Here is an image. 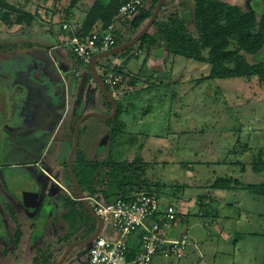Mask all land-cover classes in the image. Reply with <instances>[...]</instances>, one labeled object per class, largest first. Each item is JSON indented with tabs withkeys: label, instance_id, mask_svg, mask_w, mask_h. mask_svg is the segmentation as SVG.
<instances>
[{
	"label": "rangeland",
	"instance_id": "obj_1",
	"mask_svg": "<svg viewBox=\"0 0 264 264\" xmlns=\"http://www.w3.org/2000/svg\"><path fill=\"white\" fill-rule=\"evenodd\" d=\"M222 1L247 10L264 11V0ZM179 2L182 0H173L177 5ZM189 3L193 6L192 1ZM136 47L133 49L138 52ZM120 58L100 60L98 71L102 65L109 67ZM124 66L138 77L139 83L131 92L132 97L130 94L126 101L121 98L126 106L119 117L122 138L109 143L106 121L90 118L81 127L74 162L80 154L91 161L104 160L109 152L123 161L142 156L151 167L148 177L167 184L163 191L167 197L161 198L164 204L177 206L183 217L189 214L184 218L186 224L182 223L175 235L187 232L197 247L199 264H264V197L241 190L220 192L210 188L215 180L223 177L241 184H264V173H253L251 169V165L258 162L259 151L264 150V99H254L250 87L242 86L244 80L204 82L203 78L211 70L209 65L163 54L162 49L150 56L143 53L129 58ZM84 70L82 85L86 82L84 87L88 91L96 90L93 82L88 87L89 79L94 80L90 70ZM257 91L259 97L264 95V91ZM91 101L94 105L105 104L106 97L99 91ZM62 111L65 120L68 112L65 108ZM75 120H67L71 122L68 132L59 131L53 137L45 156L43 150L28 153V146L20 141L23 135L15 139L2 121L1 178L15 174L28 176L29 171L34 173L37 169L21 165L40 161L44 167L51 160L59 164L55 172L51 168L55 173L52 175L59 178L76 200L67 166L74 144L70 146L59 140L63 134L73 141ZM241 165L245 167L244 172ZM0 184V264H57L70 246L86 240L91 234L90 225H96L85 219L80 207L76 209L82 211L81 216L75 213L74 218L66 219L59 215L63 208L52 204L37 212L33 225L27 221L29 211L24 212L27 216L16 219L19 222L11 220L14 209L5 207V203L15 202L19 195L4 183ZM57 190L54 187L52 192ZM84 193L98 200L89 191ZM5 194L12 198L5 199ZM17 225L21 226L23 238L15 245ZM108 229L105 226L103 235L112 237ZM86 251L87 246L76 248L63 264H85ZM58 255L61 257L56 262ZM193 256L189 253L187 258H190L181 261L159 259L156 264H195Z\"/></svg>",
	"mask_w": 264,
	"mask_h": 264
},
{
	"label": "trees",
	"instance_id": "obj_2",
	"mask_svg": "<svg viewBox=\"0 0 264 264\" xmlns=\"http://www.w3.org/2000/svg\"><path fill=\"white\" fill-rule=\"evenodd\" d=\"M45 1L54 4L50 23L57 16L64 22L68 21L70 13L79 4V0ZM189 1H192L193 6L190 5ZM124 3L125 0H97L87 11L80 27L81 32L75 31V34L87 39L94 33L114 25L117 28L115 48L129 42L140 33V30L142 32L148 22L152 20L159 0H150L132 18L119 17V10ZM149 4L151 6L147 7ZM0 8V21L8 29L20 26L22 37L36 21L35 15L27 14L6 0H0ZM45 12L46 15L50 14L49 11ZM152 28L155 30L154 33L146 34L137 44L138 52H135L132 47L119 55L124 63L129 58L137 57L143 53L150 56L155 50L162 49L166 55L209 65L211 70L209 75L203 78L202 81L204 82L222 79L244 80L245 83L242 86L244 88L250 87L249 90L254 99H264V95L259 97L257 91H264V11L247 10L242 6L230 5L222 0H182L178 5L173 3V0H169L162 7ZM128 31L135 36L127 38ZM12 48L13 46H10L8 42H0V52ZM81 64L90 70L89 66L82 62ZM104 67L102 65L100 69L105 72H115L122 76V85L127 88V92L130 94L139 83L138 77L127 72L123 65ZM133 95L132 93L130 96ZM106 102L110 114L112 113V106L108 100ZM118 102L117 116L106 121L109 127V143L118 141L123 135L119 117L126 106L121 103V99ZM79 119L75 120V125ZM263 154L264 150H260L258 162L251 165L253 173H264ZM241 167L242 172H244L245 167L242 165ZM73 170L81 190L83 192L89 191L92 197H97L99 201L105 203H112L119 198L128 201L139 195H155L160 199L167 197V194L163 192L167 184L148 177V171H151V167L149 163L144 162L142 156L123 161L118 160L113 153L109 152L104 160L91 161L84 154H80L76 163L73 160ZM183 188L186 186L183 185ZM210 188L212 191L220 192L241 190L254 196L264 197V184H241L230 177L215 180ZM62 205L61 218L72 219L75 213L78 216L83 213L86 216L85 219H90L93 224H96L95 226L90 225L91 234L87 235L86 239L90 238L96 231L97 223L87 213L78 198L76 197V200L70 197L63 198ZM77 207H80L83 212L78 211ZM188 216L189 214L184 217L179 216L181 224H186L184 218ZM16 227L15 245H18L23 232L20 225ZM239 237L242 236L239 235ZM191 249L194 250L193 255L199 258L198 252L192 247L184 259L187 258ZM138 252L139 240L133 237L129 243L128 260L133 261Z\"/></svg>",
	"mask_w": 264,
	"mask_h": 264
},
{
	"label": "crops",
	"instance_id": "obj_3",
	"mask_svg": "<svg viewBox=\"0 0 264 264\" xmlns=\"http://www.w3.org/2000/svg\"><path fill=\"white\" fill-rule=\"evenodd\" d=\"M6 1L27 14L35 15L36 21L25 32L24 37H22L20 26L8 29L0 21V42H8L10 46H13L11 50L0 52V89L5 91L8 98L7 119L4 125L9 126V134L15 135V139L16 136L23 135L20 141L28 146V153L33 154L36 150H43L45 156L53 137L59 131L60 133L68 132L71 120L81 118L87 113L109 114L107 102L94 105L91 101L92 96L100 91L96 83L89 79L88 87L91 82L97 86L96 90L91 89L90 91L85 88L86 82L82 85L85 67L65 47L64 42L68 35L62 29L64 24H68L75 31L81 32L80 27L86 13L97 0H79L77 7L70 13L68 21L64 22L57 16L51 23L49 21H51L50 17L54 9V4L51 2L45 0ZM150 6L151 4L147 7ZM45 11H49L50 14L46 15ZM72 21L75 24L71 23ZM151 30L155 31L153 28ZM126 36L133 38L135 35L128 31ZM119 60H115L113 66L124 64V62L118 64ZM129 95V92L125 93V101ZM63 108L68 112L65 120L61 115ZM67 120H70L69 123ZM59 140L70 146L73 145V141L63 134ZM21 166L36 168L37 171L31 173L28 170V176L15 174L4 177V179L0 177V183H4L12 189L14 194L19 195L15 202L5 203V207L14 209V214L9 215L11 220L19 222L16 219H19V216H27L28 214L24 215V212L29 211L30 216H27V221L33 225L36 222L37 212L44 206L52 204V206L59 205L63 208L62 200L65 196L62 193H66L70 198L72 194L61 185L58 177L52 175L55 173L51 172V168L55 172L59 164H54L50 160L44 167L40 161ZM54 187L58 189L55 193L52 192ZM4 198L12 197L5 194ZM54 212L57 213L56 210ZM22 238L23 234L19 240L21 241ZM193 252L194 250L191 249L190 253L193 254ZM53 257L54 255L51 256L54 261ZM60 257L61 255H58L56 262ZM193 258L195 264H198L199 258L196 255Z\"/></svg>",
	"mask_w": 264,
	"mask_h": 264
},
{
	"label": "built area",
	"instance_id": "obj_4",
	"mask_svg": "<svg viewBox=\"0 0 264 264\" xmlns=\"http://www.w3.org/2000/svg\"><path fill=\"white\" fill-rule=\"evenodd\" d=\"M149 1L125 0L119 17L132 18ZM62 29L68 35L65 47L86 66L90 65L94 56L113 50L117 43V28L114 25L87 39L76 35L68 24H64ZM100 75L114 100L124 98L127 88L123 87L120 74L103 70ZM86 200L103 220L104 229L108 226L112 233V237L101 233L87 254L86 264H156L159 259L181 261L190 248L197 249L187 232L175 235V231L181 230L179 208L165 205L155 195H139L128 201L119 198L112 203L88 197ZM133 237L139 240V252L133 261H129V243Z\"/></svg>",
	"mask_w": 264,
	"mask_h": 264
},
{
	"label": "water",
	"instance_id": "obj_5",
	"mask_svg": "<svg viewBox=\"0 0 264 264\" xmlns=\"http://www.w3.org/2000/svg\"><path fill=\"white\" fill-rule=\"evenodd\" d=\"M168 1L169 0H159V3L156 7V11L154 13L152 20H150L148 22V24L145 26V28L142 32H140L138 35H136L129 42H127V43H125V44H123L117 48H114L113 50H111L107 53H103V54H99V55L94 56L90 65H89L90 73H91V76H92L94 82L96 83V85L99 87L100 91L103 93V95L107 98V100L109 101V103L112 106V113L110 115H104V114H100V113H87L78 120L76 127L74 129V143H73L74 146H73V150L70 154L67 166H68L69 176H70L73 188L75 190L76 196L78 198V201L82 203V205L85 208V210L87 211V213L91 216V218L93 220H95V222L97 223V228H96V231L93 233V235L90 238L70 246L65 251V253L63 254V257L61 258V260L57 264H63L65 262V260L67 259V257L69 256V254L71 253V251L75 250L76 248L87 246V253H89V251L92 248L93 244L95 243L96 239L101 235V233L103 232V229H104L103 220L95 214V212L91 208L89 202L86 200V194L81 190L80 186L78 185V182L74 176V170H73V159H74L76 152L79 149L80 129H81L82 125L84 124V122L90 118H98V119H102L105 121L112 120L117 116L118 109H119V102L114 100L111 97V95L109 94L107 88L105 87V85L103 83L101 75L99 74V71H98V68H99L98 63L100 60L115 58V57L125 53L127 50L131 49L135 45H137L141 41V39L146 34L149 33V31L153 27L155 21L157 20L162 7ZM77 33H79V31ZM163 54H164V52H163ZM7 105H8L7 94L5 93L4 90L0 89V120L1 119L4 120L7 117Z\"/></svg>",
	"mask_w": 264,
	"mask_h": 264
},
{
	"label": "flooded vegetation",
	"instance_id": "obj_6",
	"mask_svg": "<svg viewBox=\"0 0 264 264\" xmlns=\"http://www.w3.org/2000/svg\"><path fill=\"white\" fill-rule=\"evenodd\" d=\"M100 71H101V69H100ZM110 114H111V113H110ZM110 114H108V115H110ZM83 116H84V115H83ZM5 119H7V117H6ZM5 119H4V120H2V119L0 120V126H2V125H1V122H2V121L4 122ZM75 127H76V125H75ZM74 129H75V128H74ZM80 130H81V129H80ZM73 136H74V134H73ZM73 143H74V138H73ZM103 144H104V143H103ZM0 177H3L2 174H1V171H0ZM1 179H2V178H1ZM62 195H63V194H62ZM87 254H88V253H87V251H86V252H85V255H87ZM85 264H86V263H85Z\"/></svg>",
	"mask_w": 264,
	"mask_h": 264
},
{
	"label": "clouds",
	"instance_id": "obj_7",
	"mask_svg": "<svg viewBox=\"0 0 264 264\" xmlns=\"http://www.w3.org/2000/svg\"><path fill=\"white\" fill-rule=\"evenodd\" d=\"M120 100V99H119ZM116 101H118V100H116Z\"/></svg>",
	"mask_w": 264,
	"mask_h": 264
}]
</instances>
